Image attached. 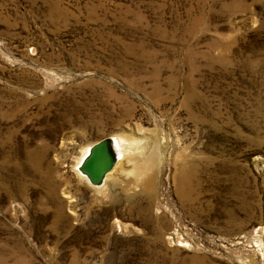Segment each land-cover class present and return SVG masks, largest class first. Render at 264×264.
Here are the masks:
<instances>
[{"label": "rangeland", "instance_id": "374dc122", "mask_svg": "<svg viewBox=\"0 0 264 264\" xmlns=\"http://www.w3.org/2000/svg\"><path fill=\"white\" fill-rule=\"evenodd\" d=\"M0 264H264V0H0Z\"/></svg>", "mask_w": 264, "mask_h": 264}, {"label": "bare ground", "instance_id": "6f19581e", "mask_svg": "<svg viewBox=\"0 0 264 264\" xmlns=\"http://www.w3.org/2000/svg\"><path fill=\"white\" fill-rule=\"evenodd\" d=\"M121 141V140H120ZM104 142V145L107 147L108 153L109 154H105V152L102 149H96V157H94L92 154L94 148H96V146H99L100 143ZM121 149V143L119 142V139L115 138H108V139H104V140H100L96 143H94L92 146H88L85 148L84 153L82 154V157L80 158L77 167H81V172H79L81 174V176L89 182V184L95 188H100V186L102 184H104V182L106 181V179L108 178L109 174L111 173V171H113V169L115 168L116 165H114V167L110 170V172H108L106 175L100 177V179H102V181L100 183H93L92 179L98 180V175L96 172V167L99 163V160H105L109 163L112 162V164H117V159L120 156V152L116 153L117 151H115V149ZM98 153V154H97ZM95 158V159H94ZM120 160V159H119ZM118 160V161H119ZM90 162L88 167H86L87 162ZM95 162V163H94ZM96 164V165H95ZM146 165V164H144ZM139 168V167H138ZM85 169L90 170L92 174H88L87 170L85 172ZM92 180V181H91ZM104 186V185H103Z\"/></svg>", "mask_w": 264, "mask_h": 264}, {"label": "water", "instance_id": "95a60500", "mask_svg": "<svg viewBox=\"0 0 264 264\" xmlns=\"http://www.w3.org/2000/svg\"><path fill=\"white\" fill-rule=\"evenodd\" d=\"M102 149L104 152H105V154H109L108 153V150H107V147L104 145V142H102V143H100L99 144V146H96V148H94V150H93V153L92 154H94L93 156L94 157H96L97 155H96V149ZM98 154V153H97ZM95 159V158H94ZM89 161L87 162V164H86V167H88V165H89ZM95 163V162H94ZM96 165V164H95ZM115 165V163L114 164H112V162L110 163V161H109V163L107 162V161H105L104 159L103 160H99V163H98V165H97V169H96V172L95 173H97V175H98V180H95V179H92L91 181L93 182V183H100L101 181H102V179H100V177H102V176H104V175H106L108 172H110V170L113 168V166ZM86 170L87 169H85V172H86ZM87 172H88V174H92L91 173V171L90 170H87Z\"/></svg>", "mask_w": 264, "mask_h": 264}]
</instances>
